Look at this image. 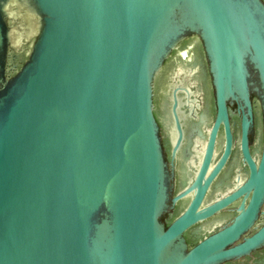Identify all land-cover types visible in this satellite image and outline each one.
I'll list each match as a JSON object with an SVG mask.
<instances>
[{"label":"water","instance_id":"95a60500","mask_svg":"<svg viewBox=\"0 0 264 264\" xmlns=\"http://www.w3.org/2000/svg\"><path fill=\"white\" fill-rule=\"evenodd\" d=\"M196 70L212 122L176 192ZM235 120L248 176L204 203ZM0 264H264V0H0Z\"/></svg>","mask_w":264,"mask_h":264},{"label":"flooded vegetation","instance_id":"af4514ba","mask_svg":"<svg viewBox=\"0 0 264 264\" xmlns=\"http://www.w3.org/2000/svg\"><path fill=\"white\" fill-rule=\"evenodd\" d=\"M200 75V71L196 70L192 71L191 74L183 75L180 79H176L175 86L178 88L177 99L181 112L180 115L185 116V119L180 120L184 133V142L176 157V192L181 191L189 181L195 178L207 140V129L212 122V105L208 101V90L204 86L202 75ZM173 86L174 84L168 88L166 101L170 98L172 100ZM171 104L172 101L169 102V105ZM167 106L168 103L165 105L166 111ZM190 107H192V110H190ZM234 122V139L236 141L234 150L222 170L216 175L209 186L204 203L212 202L230 190H233L237 185L242 184L248 176L247 168L242 164L238 151V122L236 120ZM161 125L165 130L164 125L162 123ZM255 127L256 140L252 146V154H256L259 147V127L257 121ZM165 142L167 150H170L173 143L169 134L166 136ZM222 148V136H218L213 164L220 158ZM241 201L242 199H238L224 212L200 225L201 227L199 226L198 229L202 230L201 235L204 236V234L209 233L213 228L230 221L235 216V209Z\"/></svg>","mask_w":264,"mask_h":264}]
</instances>
